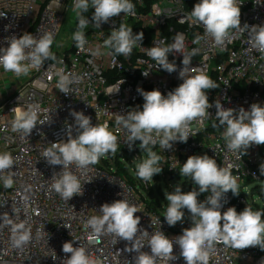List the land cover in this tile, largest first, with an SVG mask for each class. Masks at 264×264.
<instances>
[{
  "label": "built area",
  "instance_id": "2783aa9c",
  "mask_svg": "<svg viewBox=\"0 0 264 264\" xmlns=\"http://www.w3.org/2000/svg\"><path fill=\"white\" fill-rule=\"evenodd\" d=\"M130 2L135 6L134 14L121 13L95 28L89 0L88 11L82 13L90 21L82 30L86 40L83 49L76 47L74 35L69 45L61 49L59 33L66 15L73 21L75 33L79 30L75 0H0V14H5L0 16V47H7L6 38H18L25 32L37 37L50 33L54 57L31 69L21 86L9 88L4 95L0 93V154L8 153L13 159L12 168L0 171V264H65L62 246L68 241H73L74 247L84 248L97 264H131L136 253L124 251L130 246L128 242L118 241L103 230L96 233L88 224L92 217L102 216L101 205L118 199L141 211L136 215L141 218L142 229L137 239L145 245L142 251L150 252L147 243L153 233L163 231L174 239L191 226L189 216L182 223L169 226L164 219L167 208L161 214L149 210L134 187L112 173V167L89 165L81 169L71 165L68 170L79 178L83 193L68 201L52 188V176L62 166L49 165L42 155L52 143L67 139L68 126H72L73 136L77 134L70 114L74 110L90 116L94 125L107 124L117 137V149L131 153L133 158L143 156L140 141L130 150V132L117 123V118L132 109L142 110L144 101L138 88L158 89L167 95L183 82L178 75L183 59L180 53L169 54V61L177 65V71L172 73L157 68L156 61L147 54L161 40L165 42L163 46L172 44L176 33L184 36L185 55L195 51L190 66L197 67V72L191 74L202 72L217 85L207 92L213 107L209 109L211 115L190 123L191 136L186 143L174 142L171 149L164 150L160 137L153 133L155 142L149 143L147 149L153 148L160 157L158 166L163 168L162 172L171 174L178 172L197 149L204 148L238 184L239 195L233 200L232 192L226 193L222 212L229 207L249 206L247 185L263 180L259 168L264 163V145H252L246 154L244 149L229 150L222 136L224 129L215 118L214 103L220 101L224 108L237 112L241 107L248 110L252 103L264 106V53L250 46L247 31L238 29H230L224 43L217 45L201 24L189 18L199 0ZM237 4L241 7V27L264 25V0H237ZM121 24L132 28L134 36L144 33L143 41H138L128 56L118 55L105 45L111 31L118 30ZM142 70L149 75L145 77ZM3 73L11 72L0 66V74ZM62 75L70 80L68 94L58 88ZM110 91L113 93L109 94ZM29 107L37 110V126L30 136L13 130L16 114L11 111ZM6 179H11L10 186H5ZM22 234H28L29 240L17 245L15 240ZM174 254L179 257L178 246H174ZM262 259L264 254L258 247L238 250L215 243L208 264H260ZM157 264L162 262L157 260ZM172 264L184 261L181 257Z\"/></svg>",
  "mask_w": 264,
  "mask_h": 264
},
{
  "label": "clouds",
  "instance_id": "9594fccd",
  "mask_svg": "<svg viewBox=\"0 0 264 264\" xmlns=\"http://www.w3.org/2000/svg\"><path fill=\"white\" fill-rule=\"evenodd\" d=\"M91 6L94 10L91 23L95 28H100L121 13L134 14L135 8L130 0H91ZM74 8L79 17V30L74 34V40L76 47L83 49L86 40L82 30L90 21L82 13L88 11L89 0H75ZM240 17L241 7L237 0H199L189 14V18L201 24L217 45L224 43L230 29H238L247 31L250 46L264 53V25L245 24L241 27ZM143 38V32L134 36L132 28L121 24L118 30L111 31L105 45L118 55L128 56L133 46L138 41L142 42ZM6 40L7 47H0V66L18 77L27 75L31 69L41 67L45 60L54 58L51 52L53 36L50 33L37 37L25 32L18 38L12 36ZM164 43L161 40L159 44H154L147 54L156 61L157 68L172 73L177 71V65L169 61V54L180 53L183 59L178 75L183 82L167 95L158 89H137L144 101L142 110L132 109L126 116L117 118V123L123 124L130 132L127 142L130 150L136 141H140V149H147L149 143L155 142L153 133L160 137L159 143L164 150L171 149L174 142L186 143L191 136L190 123L211 115L209 109L213 104L209 102L207 92L216 89L217 85L202 72L191 74L197 72V67L190 66L191 55H195V51L190 55L184 54V36L181 33L175 34L172 44L163 46ZM142 74L147 77L149 72L142 70ZM69 83V78L62 75L58 84L60 92L68 94ZM112 93L110 91L109 94ZM214 106L215 118L224 129L222 136L229 150L244 149L246 154L252 145H264V106L252 103L248 110L241 107L238 112L233 108H224L217 100ZM11 111L16 114L13 130L30 136L37 126V110L29 107L28 110L13 108ZM70 114L74 117L77 134L73 136L72 126H68L67 139L52 143L42 154L49 165L62 166V170L52 176V188L68 201L83 193L79 178L68 170L69 167L74 164L84 169L98 163L108 153L114 155L117 151V137L108 130L107 124L94 125L91 117L83 112L73 110ZM159 161L160 157L148 150V158L136 165L138 177L153 181V177L163 171L158 166ZM12 166L11 155L0 154V171ZM259 170L264 175V163ZM179 171L181 176L191 178L198 191L183 192L179 185L171 192L165 191V200L169 203L164 219L169 226L184 221L185 209L190 214L191 226L184 228L182 234L174 239L163 231L155 232L147 243L150 252L142 251L145 245L137 239V233L142 229L141 218L136 215L141 211L123 199L101 205L99 210L102 216L92 217L88 224L96 233L103 230L118 241L128 242L130 246H126L124 251L136 253L131 264H157V260L162 264H172L181 257L184 264H208L215 243L238 250L258 247L264 251V212L253 211L249 206L240 212L235 207L221 211L226 193L231 191L234 196L240 193L237 181L228 170L220 168L214 158L204 154L189 156ZM10 185L11 179H6L5 186ZM209 191L211 195L204 201L198 199L200 194ZM144 234H148L147 230ZM28 240V234H22L15 243L20 245ZM174 246L179 248V257L174 254ZM62 251L66 254L65 264H97L84 248L74 247L73 241L65 242ZM260 264H264V259Z\"/></svg>",
  "mask_w": 264,
  "mask_h": 264
},
{
  "label": "rangeland",
  "instance_id": "374dc122",
  "mask_svg": "<svg viewBox=\"0 0 264 264\" xmlns=\"http://www.w3.org/2000/svg\"><path fill=\"white\" fill-rule=\"evenodd\" d=\"M72 22L73 21H70V16L66 15L61 23V29L59 33V43H61V46H60L61 49L69 45V40L71 39V37L74 35L76 31V27L74 23ZM60 52L61 50H59V53ZM26 79H27V75H21L18 77L13 73L0 74V93L4 95L5 92L9 88L14 87V86H21V84L24 83ZM149 150L155 153V150L153 148ZM204 154H207L204 148H202L201 150L197 149L195 153V155H204ZM122 156H123L122 161L127 162L128 167L133 168L132 163H129L125 159H129L130 161L135 162L137 158H133L132 154L128 152H123ZM103 157L100 158L98 164H101ZM133 169L134 171L136 170V168H133ZM178 173H179L178 176L174 175L175 178L177 179L176 180L173 178L174 176L170 177L171 175H169V173L161 172L160 174H158L157 178L153 177V181H147L145 183L146 188H148V190L151 189L150 191L159 200H162L160 191L165 196V191H167L169 188H174L177 185H179L180 187L182 186V189H185V190L188 189L189 191H191L193 189H196L198 191V186L192 182L190 177L181 176L179 170H178ZM135 179L136 181H138V178L136 176H135ZM246 194L248 195L247 200H248L249 207H251L253 211L264 212V199L261 197V195L264 194V177L260 183L257 181H253L249 183L247 185Z\"/></svg>",
  "mask_w": 264,
  "mask_h": 264
},
{
  "label": "trees",
  "instance_id": "16d2710c",
  "mask_svg": "<svg viewBox=\"0 0 264 264\" xmlns=\"http://www.w3.org/2000/svg\"><path fill=\"white\" fill-rule=\"evenodd\" d=\"M148 150L149 149H143V156H142V154L138 155V157L135 161L136 164L142 162L143 159L148 158ZM122 153L123 152L120 149H117V151L114 155L112 153H108L107 155H105V157L102 158L101 164L96 163L94 165L98 166V167L106 168V169H109L110 167H112V173H114L117 176L124 178L128 184L133 186L149 210L155 211L157 214H161V210L166 209L168 206V203H169L168 201L165 200L164 194L160 191V195H161L162 200L157 199L154 196V194L150 191L151 189L148 190V188H146L145 183L147 181H145V183H144V180H142L141 178L138 177L137 169L134 171L133 168H136L135 162H132L129 159L124 158L126 161H128L129 163H132V165H133V168L128 167L127 162L122 161L123 160ZM169 175H171L170 177H173L174 175L178 176L179 173L176 172V173H171ZM135 176L138 178V181H136ZM157 177H158V174L154 176V178H157ZM173 178L176 179L175 176ZM174 188H169L167 190V192L173 191ZM181 190L183 192L189 191L188 189L187 190L182 189V186H181ZM236 196L233 195V200L236 198ZM206 197H208V192L200 194L198 199L200 201H204L206 199ZM261 197L264 199V194H262ZM235 208L238 212L243 211V209H244L243 206H239V207H235ZM184 212H185V217L189 216L188 217L189 221H191L190 220V214L188 213L187 209H185ZM258 250L260 253L264 254V251H261L259 248H258Z\"/></svg>",
  "mask_w": 264,
  "mask_h": 264
}]
</instances>
